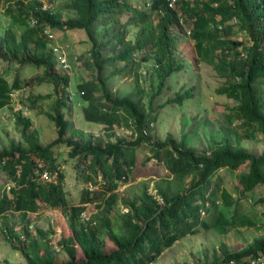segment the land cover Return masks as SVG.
I'll list each match as a JSON object with an SVG mask.
<instances>
[{
  "label": "trees",
  "instance_id": "1",
  "mask_svg": "<svg viewBox=\"0 0 264 264\" xmlns=\"http://www.w3.org/2000/svg\"><path fill=\"white\" fill-rule=\"evenodd\" d=\"M41 3V0H6L5 12L23 26L17 33L10 24L5 25L1 40L11 58L42 66V73L35 75L37 80L44 76L51 78L56 96L47 115L56 126V134L40 143L34 131L27 130L29 117L14 110L26 144L11 140L8 146L0 148V174L4 175L1 178L12 181L7 190L0 192V217L4 218L9 210H35L39 199L67 206L70 232L57 237L56 243L66 254L59 259L54 254L56 247L44 237L40 227L35 228L39 238L26 239L29 231L22 225L24 236L20 238L13 225L8 226L3 220L5 236L21 251L25 264H148L175 239L197 231L198 222L206 225L200 209H209L217 201L215 186L210 185L213 175L218 168L233 169L244 161L248 166L238 173L237 185L245 192L260 184L263 193L256 200L264 201V0H179L178 8L174 7L175 2L169 5L167 0H148L144 6L130 0H67L65 5L71 13L63 18L56 9L42 7ZM123 13L125 18L120 20ZM32 17L34 22L30 20ZM233 18L247 34V43L228 36L232 33ZM183 19L188 24L195 53L225 75L227 81L218 85L217 90L236 99L232 108L238 123L244 124L243 134L251 135L254 130L260 134L259 152L226 138L215 141L208 151H196L185 143L184 135L176 138L170 131L162 139L153 140L146 128L154 120L157 108L143 103L139 88L135 95L134 90L114 92L108 85V74L104 72L107 62L128 59L133 52H140L141 58L153 59L160 87L166 75L180 66L173 57L170 25ZM127 23L136 26L132 39L125 37ZM99 24L102 27L98 31ZM44 26L57 30L83 28L90 42L89 55L94 68L91 78L77 82L86 100L84 116L110 127L121 123L131 130L132 137L122 134L103 137L79 128H73L74 137L64 136L68 119L62 107L69 76L66 69L60 72L51 68L57 58L42 30ZM98 34H106L105 39ZM107 43L119 47L104 54L101 47ZM33 79L34 76L22 80L15 73L9 81L0 74V107L10 104L15 88ZM185 93L189 94L187 90ZM183 96L184 93L178 92L175 98L181 100ZM39 97L40 94L28 92L20 100L32 107ZM250 126L254 130H249ZM62 141L70 145V155L85 162L81 176L91 185L87 183L81 188L77 203H68L62 184L64 172L58 168L52 151V146ZM141 142L149 143L150 153L145 159L163 160L175 176L191 175L193 180L185 188L170 189L168 177L157 179L153 181L154 191L141 180L135 190L118 195L116 187L128 180L136 161L135 147ZM33 155L43 163L38 164ZM44 168L46 176L41 175ZM116 200L125 209L116 206ZM86 201H93L96 209L81 218ZM238 220L248 221L241 217ZM101 233L111 242L106 249L101 247ZM221 251L222 259L206 264H264V233L254 234L237 248L224 245Z\"/></svg>",
  "mask_w": 264,
  "mask_h": 264
},
{
  "label": "rangeland",
  "instance_id": "2",
  "mask_svg": "<svg viewBox=\"0 0 264 264\" xmlns=\"http://www.w3.org/2000/svg\"><path fill=\"white\" fill-rule=\"evenodd\" d=\"M49 2V7L56 9L61 18L71 13L65 5L67 0H45ZM148 0H130L132 3L144 6ZM178 1L175 0L174 7L178 8ZM6 0H0V74L9 81L17 73L23 80L34 76V79L27 84H22L11 92L10 104L0 107V148L6 147L9 141H20L26 144L21 130V124L15 119L14 110H20L23 116H28L30 123L28 129L34 131L36 139L40 143H45L56 134V126L47 115V111H52V104L56 96V91L51 78L44 76L37 80L35 75L42 73V66H37L31 62L19 63L11 58L5 50L1 33L2 28L10 24L18 33L23 26L11 20L4 8ZM125 13L119 19L124 20ZM232 22V33L244 43L249 41L245 31L240 28L234 19ZM102 27L99 24L98 31ZM125 37L133 38L136 26L127 23ZM55 36L49 41H57L66 50L69 57L78 54L76 61H69L67 67L68 84L66 86L65 104L63 111L68 119V127L64 136L74 137L73 128H79L84 133L89 131L101 134L103 137L114 138L117 134H122L126 138L132 137L131 130L121 123L107 126L103 122L86 119L83 105L86 100L82 98L77 82L92 77L94 68L92 66L89 46L90 42L82 27L52 29ZM188 24L183 20L170 25V38L173 43V57L180 63L178 68L166 75L164 82L158 87V78L154 67L153 59L141 58L140 52H133L128 59H116L107 62L104 72L108 74V85L111 90L117 93H124L129 90L140 89L143 103H150L157 108V113L152 123L146 128L151 139H162L167 131L179 138L184 135L185 143L193 146L196 151H208L209 147L217 140L228 139L232 143H239L255 153L259 152L262 140L257 130L251 126L249 130H254L251 135L243 134V125L238 123V118L234 117L232 105L236 99L224 92H219L217 86L225 83V75L217 69L211 62L203 56L197 55L192 45L193 39L188 34ZM102 39L105 35L98 34ZM119 47L116 43H107L101 47L104 54H111ZM237 47H240L238 44ZM57 71H64V67L55 60L51 67ZM66 71V70H65ZM189 94L186 95L185 91ZM37 93L40 97L35 101V105L27 107L20 100L26 93ZM96 92V91H95ZM184 93L181 100L175 98L176 93ZM151 99V102H149ZM26 130V131H27ZM32 131V133H33ZM74 134V135H73ZM70 145L64 141L52 146L58 168L64 172L62 181L66 192L68 203H77L81 194V188L88 183L81 176V171L85 162L78 159L76 155L68 153ZM150 153L149 143L141 142L135 147L136 161L129 173L128 180L119 182L116 187L118 195H125L136 189L141 180L148 183V189L154 191L153 181L166 179L168 177L170 189L175 186L185 188L194 176H175L173 172L165 166L163 160H156L154 157L145 159V155ZM33 157L38 164L43 163L36 156ZM247 161L240 163L236 168H218L210 182L215 186L216 203L210 204L209 209H200L201 221L197 224V231L185 233L166 246L154 260L148 264H206L216 258L222 259V246L229 249L242 246L254 234L264 233V201L256 198L263 193L262 186L256 185L252 190L243 192L237 185V175L240 171L246 170ZM0 174V192L7 190L12 182ZM42 177V176H41ZM51 177V176H49ZM164 177V178H162ZM158 181V180H157ZM165 181H161L164 185ZM177 187V188H178ZM228 198L229 203H226ZM116 206L122 207L119 200L115 201ZM96 209L93 201L84 202L83 211L85 215H91ZM67 206L61 204L52 205L38 199L35 210H12L6 211L5 217H0V262L3 264H25V258L21 251L11 245L5 236L3 220L8 226L13 225L14 230L21 238L24 236L22 225L29 234L25 235L39 238L36 234V227L44 231V237L56 247L55 257L65 258V252L58 246L57 237L60 234L70 232L66 216ZM234 211L235 215L232 216ZM245 218V223H240L238 218ZM102 238L101 247L106 249L110 246V240L106 234H100ZM77 249H79L77 247Z\"/></svg>",
  "mask_w": 264,
  "mask_h": 264
},
{
  "label": "built area",
  "instance_id": "3",
  "mask_svg": "<svg viewBox=\"0 0 264 264\" xmlns=\"http://www.w3.org/2000/svg\"><path fill=\"white\" fill-rule=\"evenodd\" d=\"M41 1H42V3H41V6L42 7H45V8L46 7H49V2H46L45 0H41ZM174 1L175 0H167V3L169 5H172V3ZM30 20H31V22H34L35 21V18L32 17ZM42 30H43V32L46 33V35H47V37H48L49 40H51L55 36L54 31L51 28H49V27L44 26L42 28ZM49 44L52 46V49H53V52H54V54H55V56L57 58V61L60 63V65L62 67L66 68V70H67V67L69 66V61H71V59L73 61L77 62L76 61V57H77L76 54H72L71 57H69L68 54H67V52H66V50L64 49V47L61 44L57 43V41H52V42L49 41ZM41 175L42 176H46L47 175V170L45 168L41 171ZM88 184H89V187H91L89 181H88ZM124 209H125V207H124ZM86 216L87 215H85L84 211L81 210L80 211V217L81 218H84Z\"/></svg>",
  "mask_w": 264,
  "mask_h": 264
}]
</instances>
